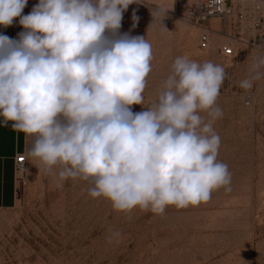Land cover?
<instances>
[{"label":"clouds","instance_id":"clouds-1","mask_svg":"<svg viewBox=\"0 0 264 264\" xmlns=\"http://www.w3.org/2000/svg\"><path fill=\"white\" fill-rule=\"evenodd\" d=\"M132 3L39 0L22 15L28 0H0V27L19 18L24 29L0 33V125L30 136V155L47 170L59 166L60 178L91 179L89 195L116 210L198 206L221 187L231 191L213 127L226 73L178 56L158 102L133 111L153 52L145 36L120 33ZM138 20L133 13V28ZM262 66L259 56L239 87L251 89Z\"/></svg>","mask_w":264,"mask_h":264},{"label":"rangeland","instance_id":"rangeland-1","mask_svg":"<svg viewBox=\"0 0 264 264\" xmlns=\"http://www.w3.org/2000/svg\"><path fill=\"white\" fill-rule=\"evenodd\" d=\"M197 1L134 0L123 13L120 33L145 36L153 52L143 105L132 108L139 112L158 102L178 56L223 66L216 102L223 116L213 127L231 191L221 187L206 203L168 206L159 214L139 207L119 211L89 195L91 179H62L59 166L47 170L30 155L27 135V172L16 180L15 203L0 208V264H264V66L251 89L239 87L264 56V0H227L234 16L202 25L187 19ZM38 2L28 0L22 15ZM133 13L139 17L135 28ZM210 22L205 46L203 26ZM12 30L13 38L24 30L19 18ZM224 45L233 48L232 57L222 55Z\"/></svg>","mask_w":264,"mask_h":264},{"label":"crops","instance_id":"crops-1","mask_svg":"<svg viewBox=\"0 0 264 264\" xmlns=\"http://www.w3.org/2000/svg\"><path fill=\"white\" fill-rule=\"evenodd\" d=\"M211 28L212 23H207ZM0 33L13 38L12 26L0 27ZM2 119V118H0ZM27 134L14 130L11 122L0 125V208L8 207L16 200V178L14 160L17 154L27 152Z\"/></svg>","mask_w":264,"mask_h":264},{"label":"built area","instance_id":"built-area-1","mask_svg":"<svg viewBox=\"0 0 264 264\" xmlns=\"http://www.w3.org/2000/svg\"><path fill=\"white\" fill-rule=\"evenodd\" d=\"M259 9V6L256 7ZM235 8L233 5L229 4L227 0H198L196 4L188 11L187 19L196 24L202 25L208 19L213 17L229 19L234 16ZM205 32L202 35V40L207 41L209 35H211L212 29L203 26ZM221 53L224 57H232L234 55V50L231 46L224 45L221 48ZM14 169L16 174V180L21 182L28 169V160L24 153H19L16 155L14 160Z\"/></svg>","mask_w":264,"mask_h":264},{"label":"bare ground","instance_id":"bare-ground-1","mask_svg":"<svg viewBox=\"0 0 264 264\" xmlns=\"http://www.w3.org/2000/svg\"><path fill=\"white\" fill-rule=\"evenodd\" d=\"M210 41H211V35H209V37H208V40H207V42H206L205 46H209V44H210Z\"/></svg>","mask_w":264,"mask_h":264}]
</instances>
